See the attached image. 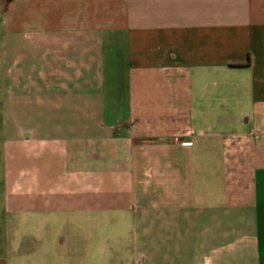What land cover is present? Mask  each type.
Returning <instances> with one entry per match:
<instances>
[{
  "label": "crops",
  "instance_id": "crops-1",
  "mask_svg": "<svg viewBox=\"0 0 264 264\" xmlns=\"http://www.w3.org/2000/svg\"><path fill=\"white\" fill-rule=\"evenodd\" d=\"M4 18L0 264H264V0Z\"/></svg>",
  "mask_w": 264,
  "mask_h": 264
},
{
  "label": "rangeland",
  "instance_id": "rangeland-1",
  "mask_svg": "<svg viewBox=\"0 0 264 264\" xmlns=\"http://www.w3.org/2000/svg\"><path fill=\"white\" fill-rule=\"evenodd\" d=\"M6 4V0H2V2L0 3V77L2 75L3 72V45L5 43V36H6V28H5V18H4V6ZM10 41V39H9ZM13 41V39H12ZM1 116V114H0ZM1 131H0V143H1ZM31 264H34V260L33 259H29ZM94 260H98L97 258H94Z\"/></svg>",
  "mask_w": 264,
  "mask_h": 264
}]
</instances>
